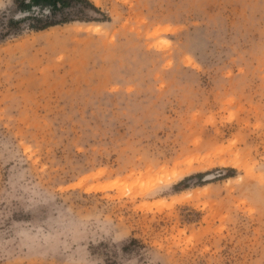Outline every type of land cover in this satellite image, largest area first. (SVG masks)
Returning a JSON list of instances; mask_svg holds the SVG:
<instances>
[{
  "label": "rangeland",
  "instance_id": "1",
  "mask_svg": "<svg viewBox=\"0 0 264 264\" xmlns=\"http://www.w3.org/2000/svg\"><path fill=\"white\" fill-rule=\"evenodd\" d=\"M89 1L0 0V264H264V0Z\"/></svg>",
  "mask_w": 264,
  "mask_h": 264
},
{
  "label": "trees",
  "instance_id": "2",
  "mask_svg": "<svg viewBox=\"0 0 264 264\" xmlns=\"http://www.w3.org/2000/svg\"><path fill=\"white\" fill-rule=\"evenodd\" d=\"M17 8L22 13L33 14V18L35 20V24H31L30 28L35 31H42L47 28L65 24L70 22L67 18L62 20H52L53 17L57 15V13L62 12L68 8L73 7H81L84 8H94L89 0H16ZM35 11L38 14H41V17L35 15ZM46 13H49V16H45ZM45 16V19H43ZM81 18V21H89L88 19ZM9 24H13L14 20L8 22Z\"/></svg>",
  "mask_w": 264,
  "mask_h": 264
}]
</instances>
